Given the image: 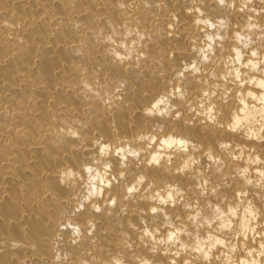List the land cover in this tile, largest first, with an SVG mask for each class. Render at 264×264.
I'll return each instance as SVG.
<instances>
[{"label": "bare ground", "instance_id": "bare-ground-1", "mask_svg": "<svg viewBox=\"0 0 264 264\" xmlns=\"http://www.w3.org/2000/svg\"><path fill=\"white\" fill-rule=\"evenodd\" d=\"M244 2L0 0V264H141L144 259L184 264L191 259L188 253L165 255L163 246L152 253L143 232L159 228L165 235V213L174 224L187 225L191 209L159 205L164 212L152 213L158 205L147 197L165 183H178L192 202L198 198L197 180L141 161L150 159L168 134L205 149H216L220 139L264 147L205 127L202 117L187 111L188 102L196 107L211 85L233 87L220 79L228 58L234 61L233 49L242 53L240 64L264 56V39H258L264 34V4L251 0L254 11H241ZM198 20H224L227 28H209ZM249 23L259 27L249 31ZM237 33L250 37L248 48L237 41ZM217 34L226 38L215 39ZM207 45L211 58L193 75L190 66L200 63V49ZM234 66L239 65L234 61ZM211 71L216 80L209 78ZM177 90L187 93L185 101L176 97ZM164 97L177 105L180 119H173L175 112L145 114ZM193 117L191 124L185 122ZM161 126L164 132L157 134ZM149 133L157 135L152 149L137 158L124 154L122 166L116 150L146 148L148 141L136 138ZM210 163L202 157L194 168L203 171ZM235 164L226 162L225 172ZM140 174L147 179L129 193ZM211 182H221V176H211ZM236 188L221 192L232 197ZM96 191L100 194L90 195ZM205 199L219 203L213 196ZM249 244L258 248L259 238Z\"/></svg>", "mask_w": 264, "mask_h": 264}, {"label": "clouds", "instance_id": "clouds-1", "mask_svg": "<svg viewBox=\"0 0 264 264\" xmlns=\"http://www.w3.org/2000/svg\"><path fill=\"white\" fill-rule=\"evenodd\" d=\"M260 2L264 4V0ZM219 3L223 5L224 0H219ZM250 3L251 0H246L241 11L244 9L254 11L249 8ZM251 19L250 17L249 20ZM197 23H203L209 28H227L224 20L218 21L217 24H212L208 20H198ZM258 27L259 25L253 23L248 25L249 31ZM224 38L226 37H220L219 34L215 37V39ZM206 39L212 41L214 38L209 35ZM236 39L238 42L244 41L243 47L248 48L250 37L237 33ZM258 39H264V34ZM233 51L236 53L235 65L239 66H234L233 58L229 57L226 63L227 70L220 77L233 87L228 88L223 84L211 85L209 90L203 92L196 107H192V102H188L187 111L195 112L196 117H202L200 123L205 127L210 124L222 130V134L230 132L242 140L256 141L259 146L264 144V56H260L256 61L249 59L247 63L240 64L243 58L241 51L239 49H233ZM212 52L211 45L200 49V63L193 61L190 66L193 75L202 70L200 64H207ZM251 55L256 57L258 53L253 51ZM241 68L246 71L241 72ZM208 75L211 80L217 79L215 71L209 72ZM204 83L208 84V80ZM245 85L249 86V90L244 91ZM255 89H259L260 92L257 93ZM171 95L173 94L170 93L169 96ZM175 95L183 102L187 93L177 90ZM176 108L177 105H170L169 98L164 97L146 109L145 114L168 117L175 112L173 119L178 120L181 112L176 111ZM196 117L185 122L191 124ZM156 132L163 133V126ZM136 140L148 141L147 147L117 149V154L122 157V166L124 154L133 158L139 157L141 152L152 149L153 144H156L157 135L151 133L140 135ZM102 152L107 155L106 149H102ZM149 155L150 159L141 163L146 162L149 166L160 167L165 171L171 170L181 175L190 174L197 180L195 188L198 190V198L189 202L185 190L178 183H165L159 191L147 197L149 200L156 201L158 205L150 209L152 213L164 212L159 205L182 204L186 210H192L185 218L189 222L187 225L183 222L174 224L172 218L165 213L163 227L169 229L165 235H160L159 228L153 231L144 229L143 236L147 237L151 243L149 250L152 253L160 251V246H163L162 251L165 255L171 252L174 257L179 258L184 253H188L191 259L185 260L184 264H213V262L215 264H264L262 259L264 258V147L249 148L235 140L220 139L217 141L216 149L212 147L205 149L204 145L193 142L187 137L168 134L167 138H160L156 149ZM202 157H206L211 162L203 171L198 167L194 168L201 164ZM228 161L233 164L243 161L244 166L235 164L231 172H225ZM109 167H111L110 164L105 165L106 169ZM86 171L91 173L94 169L87 168ZM217 174L221 176V182L213 185L211 176ZM146 179L144 174L138 175L134 187L128 189L129 193L139 191L140 185ZM233 184L237 185L234 196L229 197L221 192V189L230 188ZM151 187L152 185L149 184V188ZM99 194V191L90 193V195ZM207 196L216 197L219 203L208 202L205 199ZM250 196L252 198H249ZM201 199H205L203 206L200 204ZM256 201L259 202V207ZM176 221H180L179 216L176 217ZM189 228L193 230L190 231ZM182 236L187 239H182ZM258 238V248L249 244L250 239L252 245L256 244ZM141 264H152V262L144 259ZM170 264H177V261L173 259Z\"/></svg>", "mask_w": 264, "mask_h": 264}]
</instances>
